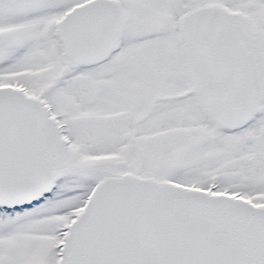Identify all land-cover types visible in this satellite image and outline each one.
I'll return each instance as SVG.
<instances>
[{
    "label": "snow or ice",
    "instance_id": "snow-or-ice-1",
    "mask_svg": "<svg viewBox=\"0 0 264 264\" xmlns=\"http://www.w3.org/2000/svg\"><path fill=\"white\" fill-rule=\"evenodd\" d=\"M0 264H264V0H0Z\"/></svg>",
    "mask_w": 264,
    "mask_h": 264
}]
</instances>
